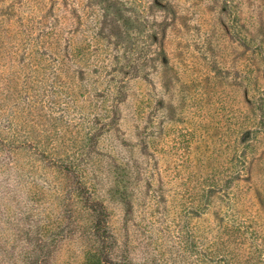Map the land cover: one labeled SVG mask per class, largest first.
I'll list each match as a JSON object with an SVG mask.
<instances>
[{
  "label": "rangeland",
  "instance_id": "rangeland-1",
  "mask_svg": "<svg viewBox=\"0 0 264 264\" xmlns=\"http://www.w3.org/2000/svg\"><path fill=\"white\" fill-rule=\"evenodd\" d=\"M118 263L264 264V0H0V264Z\"/></svg>",
  "mask_w": 264,
  "mask_h": 264
},
{
  "label": "trees",
  "instance_id": "trees-1",
  "mask_svg": "<svg viewBox=\"0 0 264 264\" xmlns=\"http://www.w3.org/2000/svg\"><path fill=\"white\" fill-rule=\"evenodd\" d=\"M103 208V207H102ZM99 213L101 215H103L100 219H102L103 217H106V213L101 209L99 208ZM99 224V223H98ZM95 231L97 232V235L98 237L103 241V242H106V238H107V235H108V230L107 228H102L100 225H96L95 227ZM108 239V238H107ZM118 264H122V263H118Z\"/></svg>",
  "mask_w": 264,
  "mask_h": 264
}]
</instances>
